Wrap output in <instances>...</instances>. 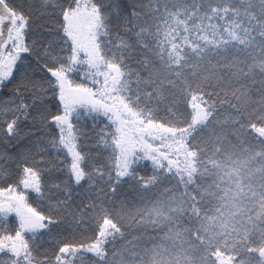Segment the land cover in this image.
<instances>
[{
    "label": "snow or ice",
    "instance_id": "snow-or-ice-1",
    "mask_svg": "<svg viewBox=\"0 0 264 264\" xmlns=\"http://www.w3.org/2000/svg\"><path fill=\"white\" fill-rule=\"evenodd\" d=\"M0 264H264V0H0Z\"/></svg>",
    "mask_w": 264,
    "mask_h": 264
}]
</instances>
